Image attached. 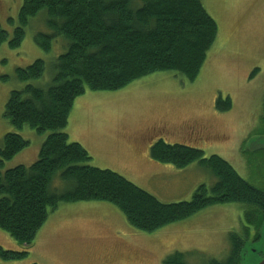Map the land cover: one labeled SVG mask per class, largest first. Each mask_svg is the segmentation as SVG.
Listing matches in <instances>:
<instances>
[{"label":"rangeland","instance_id":"obj_1","mask_svg":"<svg viewBox=\"0 0 264 264\" xmlns=\"http://www.w3.org/2000/svg\"><path fill=\"white\" fill-rule=\"evenodd\" d=\"M23 1L0 0V29L9 33L0 45V147L10 132L30 142L5 161L4 171L35 163L50 134L27 125L16 129L8 122L4 112L11 92L27 84L47 88L56 59L68 49L63 37L53 40L51 51L36 43L37 33H53L45 13L31 20L18 48L9 46L14 29L10 20L16 25ZM202 2L219 31L195 81L163 71L117 91L87 90L75 100L65 129L70 141L81 143L91 154L85 164L113 170L166 204L191 200L201 185L212 187L217 178L198 162L177 168L153 160L150 148L159 140L201 149L206 157L219 155L264 190V146L254 139L264 136V0ZM38 59L46 63L44 76L18 80L16 70ZM219 98H230L232 108L219 109ZM68 186L60 180L54 183L60 191ZM251 209L242 203L215 204L149 233L132 227L113 203H61L31 244L0 229V246L28 252L20 259L0 257V264H165L177 253L188 264L224 261L232 233L247 240L245 250L260 234L246 218ZM245 255L248 264L256 262L249 250ZM242 261L241 257L239 264Z\"/></svg>","mask_w":264,"mask_h":264},{"label":"trees","instance_id":"obj_2","mask_svg":"<svg viewBox=\"0 0 264 264\" xmlns=\"http://www.w3.org/2000/svg\"><path fill=\"white\" fill-rule=\"evenodd\" d=\"M41 13L46 14L53 33H37L36 43L51 51L53 40L63 37L68 49L56 59L47 88L27 84L12 91L6 104L4 117L14 128L27 125L40 134H50L35 163L4 171L5 161L30 145L20 134L5 135L0 147V229L22 244H31L61 203L106 201L143 232H155L208 206L225 203L252 207L246 218L261 230L264 190L249 183L219 155L206 157L198 148L155 142L150 148L153 160L177 168L198 162L217 178L212 187L201 185L191 200L166 204L113 170L85 164L91 154L81 143L70 141L65 132L75 100L87 90L113 92L163 71L195 81L219 31L202 0H24L16 25L10 20L14 27L11 48L22 44L31 20ZM8 35L0 29V45ZM45 71V61L38 59L18 68L16 76L28 82L42 78ZM217 107L230 110L232 101L219 98ZM56 180L69 186L60 191L54 187ZM231 239L227 259L207 264H239L245 241L235 233ZM27 255V251L0 246L4 260ZM165 264L188 263L177 253Z\"/></svg>","mask_w":264,"mask_h":264},{"label":"water","instance_id":"obj_3","mask_svg":"<svg viewBox=\"0 0 264 264\" xmlns=\"http://www.w3.org/2000/svg\"><path fill=\"white\" fill-rule=\"evenodd\" d=\"M254 139H256L255 142H260L264 146V136H262V137H255ZM260 234H261V241H259L257 243H252L250 246L248 245L247 246V250L244 249V251L242 253V256H241L242 259H243L242 264H248L244 260V259H246L245 252H247L248 250H249V252H251L255 256L256 262H254L253 264H264V258L262 260H259V256H258L259 251H264V223H263V226L261 228ZM244 261H245V263H244Z\"/></svg>","mask_w":264,"mask_h":264},{"label":"flooded vegetation","instance_id":"obj_4","mask_svg":"<svg viewBox=\"0 0 264 264\" xmlns=\"http://www.w3.org/2000/svg\"><path fill=\"white\" fill-rule=\"evenodd\" d=\"M192 132V131H191ZM193 133V132H192ZM259 238H258V240L257 241H254L253 243H257V242H259V241H261V234H259ZM247 240H245V242H246ZM247 244V243H246ZM244 249H245V246L243 247V249L241 250V253H240V256H242V253H243V251H244ZM255 251V250H254ZM257 256V255H256ZM258 256H259V260H262L263 258H264V251H259V253H258ZM258 258V257H257Z\"/></svg>","mask_w":264,"mask_h":264}]
</instances>
